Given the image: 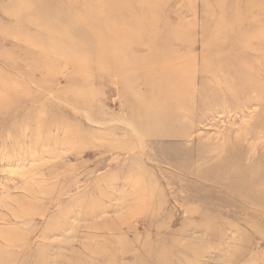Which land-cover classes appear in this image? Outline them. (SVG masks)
Segmentation results:
<instances>
[{
    "label": "rangeland",
    "instance_id": "rangeland-1",
    "mask_svg": "<svg viewBox=\"0 0 264 264\" xmlns=\"http://www.w3.org/2000/svg\"><path fill=\"white\" fill-rule=\"evenodd\" d=\"M0 264H264V0H0Z\"/></svg>",
    "mask_w": 264,
    "mask_h": 264
},
{
    "label": "bare ground",
    "instance_id": "bare-ground-1",
    "mask_svg": "<svg viewBox=\"0 0 264 264\" xmlns=\"http://www.w3.org/2000/svg\"><path fill=\"white\" fill-rule=\"evenodd\" d=\"M133 135H135V134H133ZM143 137H144V136H143ZM259 182H260V181L257 180V179H255L254 181H251V183L254 184V187L252 188V192H254L255 190H257V189L260 188L259 185H258ZM260 185H261V184H260ZM255 187H257V188H255ZM258 193H260L259 195H262V192H257V194H258Z\"/></svg>",
    "mask_w": 264,
    "mask_h": 264
}]
</instances>
